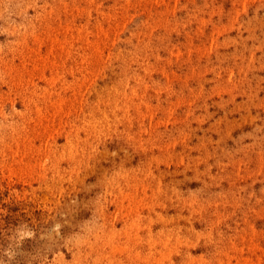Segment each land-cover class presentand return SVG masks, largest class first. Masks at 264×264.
Segmentation results:
<instances>
[{
  "label": "rangeland",
  "instance_id": "obj_1",
  "mask_svg": "<svg viewBox=\"0 0 264 264\" xmlns=\"http://www.w3.org/2000/svg\"><path fill=\"white\" fill-rule=\"evenodd\" d=\"M219 259L264 264V0H0V264Z\"/></svg>",
  "mask_w": 264,
  "mask_h": 264
},
{
  "label": "bare ground",
  "instance_id": "obj_2",
  "mask_svg": "<svg viewBox=\"0 0 264 264\" xmlns=\"http://www.w3.org/2000/svg\"><path fill=\"white\" fill-rule=\"evenodd\" d=\"M91 2H92V1H91ZM46 17H47V16H46ZM35 18H36V17H35ZM72 18H73V17H72ZM29 19H30V18H29ZM38 23H39V22H38ZM73 24H74V23H73ZM76 24H77V23H76ZM79 25H80V24L78 23V26H79ZM75 26H76V25H75ZM48 28H49V27H48ZM76 28H77V26H76ZM78 29H79V28H78ZM77 31H78V30H77ZM32 32H33V31H32ZM44 32H45V31H44ZM48 32H49V30H48ZM79 32H80V31H79ZM27 34H28V33H27ZM37 35H38V34H37ZM34 36L36 37V34H34ZM49 36H50V35H49ZM17 37H18V36H17ZM47 37H48V35H47ZM24 38H25V37H24ZM48 38H50V37H48ZM48 38H47V39H48ZM22 39H23V38H22ZM36 39H37V37H36ZM24 40H25V39H24ZM24 40H23V41H24ZM34 40H35V38H34ZM37 40H38V39H37ZM50 40H51V39H50ZM23 41H22V43H23ZM41 42H42V41H41ZM211 42H212V40H211ZM54 43H55V42H54ZM20 44H21V43L19 42L18 45H20ZM24 44H26V42H25ZM57 44H58V42H57ZM18 45H17V46H18ZM21 46H24V45H21ZM26 47H27V46H26ZM28 48H29V47H28ZM14 49H15V48H14ZM30 49H31V48H30ZM38 49H39V48H38ZM32 50H33V49H32ZM50 50H51V48H50ZM9 51H10V50H9ZM38 52H39V51H38ZM11 54H14V52H12ZM40 54H41V53H40ZM49 54H50V53H49ZM17 56H18V55H17ZM28 56H29V54H28ZM28 56L26 55V57H28ZM12 57H13V56H12ZM29 57H30V56H29ZM48 57H49V55H48ZM54 57H55V56H54ZM39 58H42V57H39ZM44 58H45V57H44ZM66 58H67V56H66ZM66 58H65V59H66ZM19 59H20V58H19ZM84 59H85V58H83V60H82V58H81L82 61H84ZM106 59H107V58H106ZM31 60H32V59H31ZM42 60L45 61V59H42ZM85 60H86V59H85ZM23 61H24V60H23ZM46 61H47V60H46ZM46 61H45V63H46ZM49 61H51V60H49ZM52 61H53V60H52ZM3 62H4V61H3ZM6 62H7V61H6ZM47 62H48V61H47ZM51 63H52V62H50V64H51ZM82 63H83V62H82ZM24 64H25V63H24ZM54 64H55V62H54ZM54 64H53V65H54ZM62 64H64V63H62ZM6 65H7V63H6ZM6 65H5V66H6ZM33 65H35V64L33 63ZM37 65H38V64H36L35 66H37ZM43 65H45V64H43ZM43 65H42V66H43ZM56 65H57V64H56ZM82 65H83V64H82ZM23 66H24V65H23ZM29 66H30V65H29ZM35 66H34V67H35ZM30 67H31V66H30ZM52 67H53V66H52ZM71 67H72V66H71ZM71 67H69V68H71ZM81 67H82V66H81ZM35 68H36V67H35ZM37 68H38V67H37ZM81 69H82V68H81ZM34 70H35V69H34ZM27 71H28V70H27ZM70 71H72V70H70ZM145 72H146V71H145ZM72 73H73V71H72ZM84 73H85V71H84ZM84 73H83V74H84ZM86 73H87V72H86ZM14 75H15V74H14ZM41 75H42V74H41ZM56 75H57V74H56ZM39 76H40V75H39ZM61 76H62V75H61ZM43 77L45 78L44 75H43ZM52 78H53V76H52ZM52 78H50V79H52ZM59 78H60V77H59ZM75 78H76V77H75ZM83 78H84V77H83ZM83 78H82L81 82L83 81ZM45 79H46V78H45ZM45 79H44V80H45ZM47 79H48V78H47ZM54 79H55V78H54ZM54 79H52V80H54ZM76 79H77V78H76ZM38 80H39V79H38ZM48 80H49V79H48ZM58 80H59V79H58ZM62 80H63V82H64V79H62ZM78 80H79V79H78ZM78 80L76 81L77 83H78ZM21 81H22V80H21ZM27 81H29V79H28ZM50 81H51V80H50ZM54 81H55V80H54ZM56 81H57V80H56ZM19 82H20V80H19ZM24 82H25V81H24ZM79 82H80V80H79ZM52 83H53V82H52ZM65 83L67 84L66 81H65ZM65 83H64V84H65ZM31 84H33V83H31ZM64 84H63V85H64ZM75 84H76V83H75ZM79 84H80V83H79ZM54 85H55V84H54ZM70 85L72 86L71 83H69V86H70ZM82 85H83V84H82ZM50 86H51V85H50ZM64 86H65L67 89H69V88L67 87L68 85H64ZM64 86H63V87H64ZM73 86H74V85H73ZM78 86H79V85H78ZM145 86H146V85H145ZM79 87H80V86H79ZM34 88H35V87H34ZM34 88H33V89H34ZM37 88H39V87H37ZM61 88H62V87H61ZM66 88H65V89H66ZM71 88H72V87H70V89H71ZM146 88H147V87H146ZM27 89H28V88H27ZM33 89H32V90H33ZM73 89H75V88H73ZM42 90H45V91H46L47 89L42 88ZM71 90H72V89H71ZM94 90H95V89H94ZM26 91H27V90H26ZM34 91H35V90H34ZM45 91H44V92H45ZM47 91H48V90H47ZM59 91H60V90H59ZM66 91H67V90H66ZM74 91H75V90H74ZM30 92H31V91H30ZM44 92H43V93H44ZM54 92H55V91H54ZM39 93H40V92H39ZM39 93H37V95H39ZM74 93H75V92H74ZM81 93H82V92H81ZM125 93H126V92H125ZM18 94H19V92H18ZM50 94H51V91H50ZM50 94H49V95H50ZM70 94H71V93H70ZM133 94H134V93H133ZM37 95H36V96H37ZM118 95H119V93H118ZM39 96H41V95H39ZM42 96H43V95H42ZM42 96H41V97H42ZM82 96H83V95H82ZM99 96H100V95H99ZM57 97H59V96H57ZM23 98H24V97H23ZM48 98H49V97H48ZM59 98H60V99H63V98H61V97H59ZM59 98H58V99H59ZM60 99H59V101H60ZM23 100H25V99H23ZM80 100H81V99H80ZM53 101H54V100H53ZM70 101H71V100H70ZM98 101H99V100H98ZM22 102H23V101H22ZM34 102H35V101H34ZM34 102H33V103H34ZM54 102H55V101H54ZM56 102H57V101H56ZM50 103H51V104H54L53 102H50ZM61 103H62V101H61ZM61 103L59 102V104H61ZM71 103H72V102H71ZM79 103H80V106H81V102H79ZM35 104L37 105V103H34V106H35ZM45 104H46V103H45ZM72 104H73V103H72ZM55 105H56V104H55ZM159 105H160V104H159ZM72 106H73V105H72ZM116 106H117V104H116ZM146 106L148 107V105H146ZM37 107H38V106H37ZM97 107H98V105H97ZM59 108H60V106H59ZM36 109H38V108H36ZM36 109H35V110H36ZM40 109H41V108H40ZM63 109H64V108H63ZM68 110L70 111V109H68ZM80 110H81V109H80ZM55 111H58V112H59L60 110L57 109V110H55ZM61 111H62V109H61ZM125 111H126V109H125ZM36 112H37V110H36ZM47 112H48V111H46V113H47ZM100 112H101V111H100ZM39 113H41V111H39ZM46 113H45V114H46ZM48 113H49V112H48ZM53 113H55V112L53 111ZM45 114H44V116H45ZM54 115H56V114H54ZM91 115H92V114H91ZM103 115H104V118H105V116H106L105 113H103ZM123 115H124V114H123ZM144 115H145V114H144ZM44 116L41 115V116H40V119H42L41 117H44ZM93 116H94V115H93ZM38 117H39V116H38ZM38 117H37V118H38ZM127 117H128V116H127ZM93 118H94V117H93ZM43 119H44V118H43ZM83 119H84V118H83ZM117 119H118V118H117ZM199 119H200V118H199ZM30 120H31V119H30ZM32 120H33V119H32ZM128 120H129V119H128ZM33 121H34V120H33ZM65 121H66V120H65ZM95 121H97V120H94L93 123H94ZM84 122H85V121H84ZM90 122H91V121H88V123H90ZM107 122H108V121H107ZM33 123H34V122H33ZM59 123H60V122H59ZM88 123H87V125H88ZM99 123H100V121H99ZM35 124H36V123H35ZM65 124H66V123H65ZM83 124H84V123H83ZM94 124H95V123H94ZM108 124H109V123H108ZM40 125H41V124H40ZM71 125H72V124H71ZM84 125L86 126V122H85ZM92 125H93V124H92ZM95 125H97V124H95ZM95 125H94V130H93L94 132H95V128H96ZM46 126H47L46 128L49 127L48 125H46ZM82 127H83V126H82ZM98 127H99V126H98ZM49 128H50V127H49ZM56 128H58V127H56ZM52 129H53V126H52L51 130H52ZM78 129H79L78 131H80L82 128H78ZM96 129H97V128H96ZM27 130H28V129H27ZM27 130H25V131H27ZM71 130H72V129H71ZM110 130H111V129H110ZM97 131H98V129H97ZM100 131H101V130H100ZM100 131H98V133H99ZM146 131H147V130H146ZM34 132H35V131H34ZM53 132H56V130L53 131ZM90 132H91V131H90ZM114 132H115V131H114ZM84 133H85V132H84ZM96 133H97V132H96ZM50 134H52V132H51ZM93 134L95 135V133H93ZM102 134H103V133H102ZM227 134H228V133H227ZM18 136H19V135H18ZM20 136H21V135H20ZM51 136H53V135H51ZM77 136H78V135H77ZM77 136H76V134H75V138H77V141H78V140H79V139H78L79 136H78V137H77ZM97 136H98V135H97ZM97 136H96V138H98ZM49 137H50V136H49ZM66 137H67V136H66ZM10 138H11V137H10ZM17 138L19 139V137H17ZM79 138H80V137H79ZM23 139H24V138H23ZM26 139H27V138H26ZM28 139H29V138H28ZM30 139H31V138H30ZM46 139L48 140V138H46ZM14 140H15V138H14ZM47 140H46V141H47ZM12 141H13V140H12ZM22 141H23V140H22ZM27 141H28V140H27ZM29 141H30V140H29ZM46 141H45V145H46ZM91 141H93V140H91ZM69 142H70V141H69ZM81 142H82V141H81ZM16 143H17V142H16ZM29 143H30V142H29ZM71 143H72V141L70 142L69 145H71ZM84 143H85V142H84ZM6 145H7V144H6ZM77 145H78V143H77ZM17 146H18V143H17ZM7 147H8V145H7ZM51 148H52V147H51ZM44 150H45V149H44ZM48 150H49V149H48ZM51 150H52V149H51ZM71 150H72V149H71ZM71 150H68V151L71 152V154H72V153L74 152V150H73V152H72ZM76 150H77V149H76ZM81 150H82V149H81ZM39 151H40V150H39ZM91 151H93V149H92ZM37 152H38V151H37ZM38 153H39V152H38ZM44 153H45V152H44ZM62 153L64 154V152H62ZM76 153H77V152H76ZM106 153H107V152H106ZM15 154H17V152H16ZM74 154H75V152H74ZM77 154H79V153H77ZM64 155H65V154H64ZM23 156H24V155H23ZM60 156H61V155H60ZM60 156H59V157H60ZM68 156H69V155H68ZM81 156H83V155H81ZM63 157H64V156H63ZM63 157H62V158H63ZM73 157H74V156H73ZM64 158H65V157H64ZM69 158H70V157H69ZM38 159H39V158H38ZM44 159H45V158H44ZM46 159H47V158H46ZM72 159H73V158H72ZM79 159H80V157H79ZM60 160H62V159H60ZM74 160H75V159H74ZM40 161H41V160H40ZM55 161H56V160H55ZM55 161H54V162H55ZM56 162H57V161H56ZM22 163H23V162H22ZM34 163H35V161H34ZM42 164H43V163H42ZM63 165H64V164H63ZM65 165H66V164H65ZM68 166H69V165H68ZM20 167H21V166H20ZM38 167H39V166H38ZM42 167H43V166H42ZM53 167H54V166H53ZM43 168H44V167H43ZM48 168H49V167H48ZM74 168H75V167H74ZM38 169H39V168H38ZM138 169H139V168H138ZM56 170L58 171V169H56ZM59 170H60V169H59ZM61 170H62V171H61ZM61 170H60V171H61V173H62V172H63V169H61ZM64 170L66 171V169H64ZM69 170H70V169H69ZM129 170H130V169H129ZM43 171H44V170H43ZM65 171H64L63 174H65ZM38 172H39V171H38ZM43 173H44V172H43ZM70 173H71V172H70ZM119 173H122V172H119ZM58 174H59V173H58ZM147 174H148V173H147ZM42 175H44V174H42ZM117 175H118V174H117ZM126 175H127V173H126ZM39 176H40V175H39ZM39 176H38V177H39ZM44 176H45V175H44ZM44 176H41V177H44ZM146 176H147V175H146ZM41 177H40V178H41ZM122 177H123V176H122ZM112 178H113V176H112ZM145 178H146V177H145ZM68 179H69V178H68ZM117 185H118V184H117ZM139 186H140V185H139ZM142 186H143V185H142ZM144 186H145V185H144ZM119 187H120V185H119ZM121 187H122V186H121ZM121 187H120V188H121ZM111 188H112V187H111ZM127 188H128V187H127ZM134 188H135V187H134ZM143 188H144V187H143ZM145 188L147 189V186H145ZM47 189H48V188H47ZM159 189H160V188H159ZM109 191H110V190H109ZM137 191H138V190H137ZM141 191H142V190H141ZM118 192H119V191H118ZM120 192H121V191H120ZM158 192H159V191H158ZM126 193H127V192H126ZM145 193H146V190H145ZM110 194H111V192H110ZM122 194H123V193L121 192V196H122V197H125V198H126V196H128V194H127V195L125 194L126 196H125V195L123 196ZM136 194H137V193H136ZM153 194H154V193H153ZM118 195H119V194H118ZM146 195H147V194H146ZM133 196H134V195H133ZM147 196H148V195H147ZM114 197H115V196H114ZM122 197H121V198H122ZM128 197H129V196H128ZM135 197L137 198L136 195H135ZM130 198H132V197L130 196ZM138 198H139V197H138ZM122 199H123V198H122ZM134 199H135V198H134ZM123 200H125V199H123ZM123 200H120V201L123 202ZM128 200H129V199H128ZM138 200L142 201L141 198H139ZM151 200H152V199H151ZM135 201H136V200H135ZM121 202H120V203H121ZM137 202H138V201H137ZM138 203H139V202H138ZM141 203H142V202H140L139 205H140ZM143 203H145V202H143ZM128 205H129V209H131L132 206H131V208H130V203H129ZM139 205H138V206L135 205V206L138 208ZM145 206H147V203L145 204ZM116 207H117V206H116ZM122 207H123V206H122ZM147 207H148V206H147ZM147 207H144V208H147ZM150 207H152V206H150ZM163 207H164V205H163ZM126 208H127V207H126ZM126 208H125V209H126ZM121 210H124V209L121 208ZM121 210H120V212H122ZM113 211H114V210H113ZM116 211L118 212V210H116ZM125 211H127V210H125ZM124 213H125V212H123V214H124ZM157 213H158V212H157ZM135 214H136V213H135ZM137 214H139V212H138ZM155 214H156V213H155ZM115 215H116V214H115ZM115 215H114V217H115ZM124 215H125V214H124ZM158 216H159V217H162V216L159 215V214H158ZM127 217H128V216H127ZM135 217H136V216H135ZM135 217H134V218H135ZM139 217H140V216H139ZM156 217H157V216H156ZM96 219H97V218H96ZM113 219H114V218H113ZM135 219H136V218H135ZM151 219H152V218H150V220H151ZM155 219H156V218H155ZM163 219H164V218H163ZM152 221H153V219L151 220V222H152ZM130 222H132L133 225L135 224V223H133V222H134L133 220L130 221ZM130 222H129V225H128L129 227H130V225H131ZM136 222H137V221H136ZM148 222H150V221L148 220ZM137 223H138V222H137ZM137 223H136V224H137ZM152 223H153V222H152ZM138 225H139V223L137 224V226H138ZM149 225H150V224H149ZM135 226H136V225H135ZM137 226L135 227V229L141 227V225L138 226V227H137ZM144 226H145V224H144ZM144 226H143V227H144ZM123 227H124V226H123ZM123 227H122V229H121L122 231L124 230ZM143 227H142V228H143ZM145 227H146V226H145ZM127 228H128V227H127ZM127 228H125V229H127ZM149 228H150V227H149ZM112 229H113V228H112ZM115 229H116V228H115ZM119 229H120V228H119ZM161 229H162V228H161ZM116 230H117V229H116ZM116 230H114V232H115ZM121 230H119V231H120L119 233H121ZM138 230H139V229H138ZM138 230H136V232H138ZM99 231H100V230H99ZM196 231H197V230H196ZM196 231H195V232H196ZM97 232H98V231H97ZM124 232H126V230H125ZM130 232H132V231H130ZM136 232H135V233H136ZM161 232H162V230H161ZM102 233H103V232H102ZM109 233H111V232H109ZM116 233H117V232H116ZM135 233H134V234H135ZM200 233H201V232H200ZM126 234H129V233H128V230H127ZM126 234H124V236H125ZM197 234H198V233H197ZM201 234H202V233H201ZM115 235H116V234H115ZM118 235H119V237H120V236L122 235V233H121V235H120V234H118ZM148 235H149V233H148ZM98 236H99V235H97V237H98ZM110 236H111V234H110ZM112 236H113V234H112ZM112 236H111V237H112ZM129 236H131V234H130ZM129 236H128V237H129ZM134 236H135V237H134ZM134 236H132V238L134 237V238H133L134 240H136L137 237L140 238V235L138 234V236H137V233H136ZM141 236H142V235H141ZM107 237L109 238V235H108ZM113 237H114V236H113ZM126 237H127V236H126ZM150 237H151V235H150ZM167 237H168V236H167ZM196 237H197V236H196ZM176 238H177L176 240H177L178 242L183 240V238H182V240H178L179 237H176ZM105 239H106V238H105ZM109 239H110V238H109ZM140 239H142V238H140ZM152 239H153V242H154V238H152ZM100 240H101V239H100ZM111 240H112V239H111ZM137 240H138V239H137ZM137 240H136V241H137ZM143 240H144V239H143ZM149 240H151V238H149ZM149 240H148V241H149ZM176 240H175V242H176ZM198 240H199V239H198ZM125 241H126V240H125ZM136 241H135V244H136ZM156 241H157V240H156ZM162 241H163V240H162ZM105 242H107V241H104V243H105ZM108 242H109V240H108ZM112 242H113V241H112ZM119 242H120V239H119ZM138 242H140V240H138ZM144 242H145V241H144ZM151 242H152V241H151ZM191 242H192V241H191ZM100 243H101V242H100ZM104 243H103V247H104V245H105ZM127 243H128V242H127ZM127 243H126V244H127ZM133 243H134V242H133ZM141 243H142V242H141ZM182 243H183V242H181L180 244H182ZM193 243H194V242H193ZM107 244H108V243H107ZM107 244H106V245H107ZM110 244H113V243H110ZM110 244H109V245H110ZM169 244H170V243H169ZM180 244H179V245H180ZM184 244H186V242H185ZM113 245H114V247H113L114 249L111 247L110 250H111V252H115V253H116L115 245H116V247H117V244H113ZM154 245H155V242H154L153 246H154ZM164 245H166V242L164 243ZM164 245H163V246H164ZM175 245H176V244H175ZM101 246H102V245H101ZM111 246H112V245H111ZM118 246H119V244H118ZM128 246H129V245H128ZM169 246H170V245H168V247H169ZM120 247H123V246H119V247H117V248H119V250L122 251V252H120V253H123V248H122V250H121ZM150 247H151V246H149V248H150ZM165 247H166V246H165ZM124 248H126V249L124 250V251L126 252V250H127L128 247H127V246L125 247V245H124ZM155 248H156V247H155ZM112 249H113V250H112ZM128 249H129V248H128ZM130 249H132V246H131ZM114 250H115V251H114ZM119 250H118V251H119ZM159 250H161V249H159ZM159 250H158V251H159ZM168 250H169V249H168ZM170 250H171V249H170ZM106 251H107V250H106ZM155 251H156V250H155ZM162 251H163V250H162ZM175 251H176V249H175ZM130 252H131V251H128V254H129ZM135 252H137L136 254H139V251H138V250L135 251ZM151 252H152V251H151ZM169 252H170V251H169ZM169 252H168V253H169ZM173 252H174V251H173ZM177 252H178V250H177ZM99 253H100V252H99ZM115 253H114V254H115ZM161 253H162V252H161ZM165 253L168 255V253H167V252H164V251H163L162 254L164 255ZM171 253H172V252H170V254H171ZM109 254L112 255L113 253H109V252H108V256H110ZM114 254H113V258H114V256H115ZM136 254L134 253L133 256H135ZM150 254H151V253H150ZM157 254H158V253H157ZM162 254H161V256H162V258H163V255H162ZM151 255H152V254H151ZM141 257H142V256H141ZM153 257H154V256H153ZM168 257H169V259H170V255H168ZM201 257H202V256H201ZM116 258H117V257H116ZM116 258L114 259L115 261H116ZM137 258H139V255L137 256ZM157 258H158V259H157ZM157 258H156L157 260L155 259L156 261H158L159 259H160L159 261H161V259H162V258H159V256H158ZM165 258H167V256H166ZM191 258H193V256L190 257L189 260H190ZM194 258H195V257H194ZM194 258H193V259H194ZM95 259H96V257H95ZM117 259H118L119 261L121 260L120 258H117ZM131 259H132V258H131ZM143 259H144V258H143ZM163 259H164V258H163ZM193 259H192V261H193ZM202 259L204 260L203 257L201 258V260H202ZM98 260H99V259H98ZM108 260H109V261H112L110 257H109ZM114 260H113V261H114ZM118 260H117V261H118ZM136 260H137V259H136ZM164 260H165V259H164ZM166 260H167V259H166ZM119 261H118V262H119ZM159 261H158V262H159ZM204 261H205V260H204ZM218 261H219V264L222 262V261H220V259H219ZM97 262H98V261H96V262L94 261V263H97ZM129 262H130V261H129ZM199 262H200V261H199ZM199 262H198V263H199ZM201 262H202V261H201ZM107 263H108V262H107ZM150 263H151V262H150ZM169 263L172 264L173 262L170 261ZM169 263H168V264H169ZM187 263H188V262H187ZM105 264H106V263H105ZM110 264H111V262H110ZM121 264H122V263H121ZM131 264H133V263H131ZM147 264H148V263H147ZM160 264H161V262H160ZM162 264H163V263H162ZM200 264H201V263H200Z\"/></svg>",
  "mask_w": 264,
  "mask_h": 264
}]
</instances>
